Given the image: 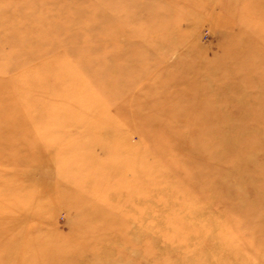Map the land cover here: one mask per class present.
Masks as SVG:
<instances>
[{
    "label": "rangeland",
    "instance_id": "obj_1",
    "mask_svg": "<svg viewBox=\"0 0 264 264\" xmlns=\"http://www.w3.org/2000/svg\"><path fill=\"white\" fill-rule=\"evenodd\" d=\"M175 262L264 264V0H0V264Z\"/></svg>",
    "mask_w": 264,
    "mask_h": 264
},
{
    "label": "bare ground",
    "instance_id": "obj_2",
    "mask_svg": "<svg viewBox=\"0 0 264 264\" xmlns=\"http://www.w3.org/2000/svg\"><path fill=\"white\" fill-rule=\"evenodd\" d=\"M2 183V182H1ZM171 264H177L176 262L175 263H171Z\"/></svg>",
    "mask_w": 264,
    "mask_h": 264
}]
</instances>
